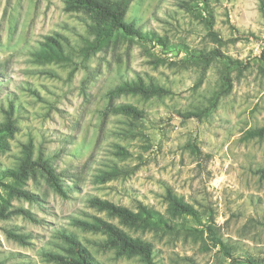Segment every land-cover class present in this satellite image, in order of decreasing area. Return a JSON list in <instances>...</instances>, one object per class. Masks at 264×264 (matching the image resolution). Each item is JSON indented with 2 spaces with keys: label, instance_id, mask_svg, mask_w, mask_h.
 <instances>
[{
  "label": "rangeland",
  "instance_id": "374dc122",
  "mask_svg": "<svg viewBox=\"0 0 264 264\" xmlns=\"http://www.w3.org/2000/svg\"><path fill=\"white\" fill-rule=\"evenodd\" d=\"M124 22L164 45L117 32L84 56L89 20L65 12L64 0H0V124L10 119L15 127L0 137V170L15 168L31 144L32 158L47 160L67 191L61 198L39 173L23 186L36 202L9 198L0 186V264H54L42 253H62V230L98 264H144L103 249L104 235L71 225L92 217L148 242L154 264H264V139H244L264 126V0H132ZM46 37L61 44L63 61L37 56ZM212 52L218 55L204 67L200 57ZM138 76L168 95L110 94ZM120 105L141 110L142 119L114 112ZM200 111H207L200 120L182 117ZM113 170L120 175L102 181ZM168 190L198 219L172 217ZM90 197L134 212L145 206L177 230L129 228L91 208ZM14 209L34 221L6 215Z\"/></svg>",
  "mask_w": 264,
  "mask_h": 264
},
{
  "label": "trees",
  "instance_id": "16d2710c",
  "mask_svg": "<svg viewBox=\"0 0 264 264\" xmlns=\"http://www.w3.org/2000/svg\"><path fill=\"white\" fill-rule=\"evenodd\" d=\"M132 0H64V11L68 13L80 12L89 20L87 32L92 37V41H88L86 46L82 49L84 56H89L100 51L105 47L115 33H121L126 37L144 39L150 37L149 41L164 45V42L151 34L143 35L132 24L124 22V17L127 8ZM205 25L208 34L211 38L218 42L217 35L213 32L212 17L208 16L205 19ZM214 52L203 54L200 57V62L203 66H207L213 57L217 56ZM45 62L63 61L65 59L64 51L61 44L51 37H46L45 42H42L39 53L37 55ZM168 91L164 88L147 83L141 77H136L134 80L125 81L118 85L111 95H133L143 99L161 98L168 95ZM215 104V102L213 101ZM114 112L120 113L126 117L134 120L142 119L143 112L131 105H120L114 109ZM207 111H200L195 113H185L182 115L184 119L200 120ZM15 127L10 119L4 124H0V137L10 136L14 133ZM244 139H264V126L254 130L247 131L244 134ZM5 142H0V149L6 150ZM196 150L195 146H191ZM117 154L125 156L126 153L122 148H117ZM36 173H39L53 191L61 198H67V191L64 186L60 184V180L53 168L49 165L47 160L38 157L32 158L31 144L23 146L22 156L19 159L18 165L15 168H7L0 170V186L3 188L9 198L23 199L27 202H36L37 196L27 190L23 189L26 181L33 178ZM260 177H264V170H260ZM119 171L113 170L109 173H104L102 181L110 180L119 176ZM165 201L167 202V212L172 217L189 216L193 219H198L197 212L193 207L185 203L181 198L177 197L171 191H166ZM88 205L98 212H104L111 218H116L122 225L134 229H147L150 227L159 230L175 231L177 228L172 224L168 218H164L159 212L148 209L145 206H140L136 212L131 211L125 207L117 206L109 201L101 200L96 197H90L87 200ZM4 207L1 206L3 211ZM6 215H20L29 221H34L32 214L24 209H14ZM6 217V216H3ZM72 226L79 228L85 232L100 233L106 237L101 247L103 249L114 250L117 256L133 257L138 256L144 264L153 263V249L152 246L140 239L128 236L124 231L119 229L101 218L92 217L91 221L81 220L78 218L72 219ZM59 238L65 244V247L60 248L62 253L45 251L42 256L54 264H98L92 257L89 250L77 239V237L64 230L58 233ZM12 237L20 243L28 237L22 235H12ZM215 239V238H214ZM215 245H219L221 250L229 255L226 246L219 240L215 241ZM264 263V261H263ZM247 264H255L252 260H248Z\"/></svg>",
  "mask_w": 264,
  "mask_h": 264
}]
</instances>
